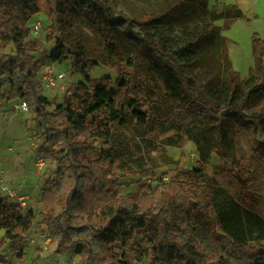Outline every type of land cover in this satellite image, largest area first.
<instances>
[{
    "label": "rangeland",
    "instance_id": "rangeland-1",
    "mask_svg": "<svg viewBox=\"0 0 264 264\" xmlns=\"http://www.w3.org/2000/svg\"><path fill=\"white\" fill-rule=\"evenodd\" d=\"M67 1L34 0L38 10L28 21L17 16L18 0H12L10 7L15 25L29 32L28 52L39 60L36 78L44 95L53 103L50 111L53 112L58 104L81 106L92 100L97 84L115 86L119 77L116 65H126L128 61L135 63L139 75L147 80L154 94V102L149 108L153 117L148 124H142L131 115L128 104L130 92L123 88L115 98V107L108 112L126 119V123L113 125L111 136L92 129L84 133L90 135L89 140L99 150L110 147L117 150L113 168L119 175L121 195L133 196L142 203V196L155 189L161 181H170L182 172L200 167L202 149L210 150V158L203 168L204 181L197 183L211 189L213 186L225 189L244 208L264 218V134L257 136L253 129H247L240 114L229 109L233 105L249 115L264 113V67L259 59L260 48L255 50L252 43L256 34L264 38V0H210L208 9L211 13L205 16L191 8L179 15L169 13L155 22H145L142 17L159 14L171 0H101L114 16L119 17L109 35L105 25L90 21ZM229 5H237L244 17L230 29H225L224 18L212 20V12L224 11ZM36 23L40 24L38 30L33 28ZM205 26H216L215 30L231 40L228 44L229 58L240 76L238 89L234 95L230 92L233 99L229 101L223 90L230 89L232 75L229 61L220 55L219 40L222 39L214 37L215 42H211L209 38H200L198 53L201 59L182 62L180 66L192 84L205 86L203 98L210 100L219 113L216 117L202 114L192 118L186 115L187 110L180 99L174 98L167 88V73L151 63L153 54L144 38L180 37L183 31L199 35ZM59 38L79 46L97 64L90 60H81L76 64L73 63L75 57L63 62L49 60L48 55ZM115 42L116 45H112ZM6 50L11 55L17 53L14 44H9ZM83 67H86L90 80L86 79ZM49 68L65 73L64 78L55 77L54 86H47L44 79L45 69ZM261 83V89L249 92ZM22 102L16 98L5 101L0 107V182L19 186L22 193L28 194V207L35 211L37 217L24 241L12 242L0 226V264H79V255L71 250L57 251L54 242L46 243L40 236L42 231H48L47 224L40 219L44 208L42 187L45 180L54 175L56 164L40 152L42 137L39 119L29 109L22 110ZM149 109L147 105L142 107L143 111ZM223 140L236 160L233 172H226L220 155L209 148ZM258 141L260 146H257ZM142 164L154 166L157 177L140 181L134 171ZM244 188L248 189L247 196L244 195ZM8 202L16 204L14 200L8 199ZM5 210L0 208V220ZM218 233L222 234L221 231ZM188 238L203 251L224 254L240 264L253 260L231 249L223 238L210 230L191 228ZM136 239L139 248L130 252L128 260L133 264H152L154 251L148 238L138 234ZM256 244L264 245V238L248 241L250 246Z\"/></svg>",
    "mask_w": 264,
    "mask_h": 264
},
{
    "label": "trees",
    "instance_id": "trees-1",
    "mask_svg": "<svg viewBox=\"0 0 264 264\" xmlns=\"http://www.w3.org/2000/svg\"><path fill=\"white\" fill-rule=\"evenodd\" d=\"M209 1L171 0L159 14L142 18L145 22H155L169 13L179 15L191 8L205 16L211 13ZM67 2L73 5V9L83 12L90 21L105 25L108 35L113 31V23L119 20L101 0ZM11 4L12 0H0V107L5 101L19 98L39 119L42 137L40 152L56 164L54 175L46 179L42 187L44 208L40 219L47 224L51 242L56 244L57 251L71 250L81 257L79 264H119L120 261L133 264L128 257L131 251L139 248L137 235L143 234L154 251L152 264H240L224 254L203 251L188 238L189 229L193 228L210 230L223 238L231 249L253 259L242 264H264V245H248L249 240L264 238V218L244 208L225 189L214 186L211 189L197 183L204 181L203 168L210 158V150L202 149L200 167L182 172L170 181H161L155 189L147 192L146 197L142 196V203L133 196L121 195L119 175L113 168L117 150L112 147L99 150L89 140L90 135L84 133L92 129L111 136L113 125L126 123V119L108 112L115 107V98L123 88L130 92L128 104L131 115L142 124H148L153 117L149 108L154 102V94L147 80L139 75L132 61L126 65L117 64L119 77L115 86L97 84L92 100L81 106L58 104L53 112L50 111L53 103L44 95L42 85L36 78L39 60L28 52L29 32L15 25L11 19ZM17 5V16L24 21H28L38 10L34 0H18ZM243 17L244 13L237 5H229L221 12H212V20L224 18L225 29H230ZM215 27L205 26L199 35H189L183 31L180 37L170 35L159 40L144 38L153 54L151 63L167 73V88L174 98L180 99L187 110L186 115L192 118L202 114L216 117L219 113L210 100L203 98L205 86L192 84L180 66L182 62L201 59L198 53L200 38H209L211 42H215L214 37L222 39L219 40L220 55L229 61L232 75L230 89L223 90L226 99L232 101L230 92L234 95L238 89L240 73L229 58L228 44L231 40L224 38ZM252 43L255 50L260 48L259 59L264 67V38L256 34ZM9 44L15 45V55L7 52ZM184 50L186 52H182ZM71 57H75L73 63L76 64L81 60L97 64L79 46L67 43L62 38L57 39L48 55L53 62H63ZM82 70L86 79L90 80L86 67ZM261 87L262 83L249 92ZM146 105L149 110L143 111L142 107ZM229 109L240 114L247 129H253L257 136L264 134V113L249 115L233 105ZM196 142L200 143L198 139ZM257 146H260L259 141ZM209 148L220 155L226 172L234 171L236 160L225 140ZM134 173L140 181L157 177L156 168L144 164ZM123 174L126 175V171ZM246 192L248 189L244 188L245 196ZM0 208L6 209L0 220L6 237L12 242L24 241L36 221L35 211L28 209L20 213L19 205H11L8 198L2 195Z\"/></svg>",
    "mask_w": 264,
    "mask_h": 264
},
{
    "label": "built area",
    "instance_id": "built-area-1",
    "mask_svg": "<svg viewBox=\"0 0 264 264\" xmlns=\"http://www.w3.org/2000/svg\"><path fill=\"white\" fill-rule=\"evenodd\" d=\"M34 29L38 30L40 29V24L36 23L33 26ZM45 81L47 82V86H54L55 82L54 79L56 78H64L65 73L63 72H56L54 69H45ZM22 110L27 111L28 105L25 102H22L20 105ZM0 195L7 197L9 200H14L15 203H17L20 207V209H23L24 211H27L29 209L28 202L30 199V196L28 194L22 193V190L19 188V186H13L8 182L2 181L0 182ZM22 210V212H24ZM40 236L46 241V243L51 242V237L48 233V231H42L40 233Z\"/></svg>",
    "mask_w": 264,
    "mask_h": 264
}]
</instances>
